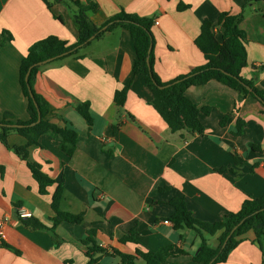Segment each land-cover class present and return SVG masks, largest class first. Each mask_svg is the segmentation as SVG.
Instances as JSON below:
<instances>
[{
  "label": "crops",
  "instance_id": "1",
  "mask_svg": "<svg viewBox=\"0 0 264 264\" xmlns=\"http://www.w3.org/2000/svg\"><path fill=\"white\" fill-rule=\"evenodd\" d=\"M49 2L0 0V42L4 31L13 36L0 48V121L6 113L16 120L29 119L20 67L31 45L49 36L69 45L78 40L74 12L61 2L50 11ZM94 2L98 9L88 15L99 27L122 11L154 21V67L165 83L206 64L195 44L205 20L217 22L222 13H242L240 28L247 34L249 65L241 75L264 91V0ZM181 5L185 9L180 10ZM54 16L62 17L63 23ZM214 30L220 39V27ZM79 55L83 56L41 66L34 85L50 104L47 120L79 134L72 157L49 135L41 137L40 146L29 148L30 160L56 181L50 195L39 194L27 164L0 141V220H6L0 230V264H87L80 241L92 227L98 228L99 245L110 252L134 254L137 245L122 244L120 239L135 229L143 250L174 246L187 252L163 264H199L193 257L201 239L193 230L174 228L169 219L175 209L170 202L183 198L195 218L214 223L238 212L248 197L264 196V107L253 97L243 98L223 83L210 81L185 93L199 108L211 109L209 115L199 116L205 134L174 133L154 109L153 93L144 77L133 72L136 53L128 30L105 33ZM126 87L129 92L121 109L114 97ZM83 103L90 106L92 127L77 112ZM229 113L226 126H221ZM239 119L245 122L244 132L235 136ZM8 143L11 148L23 147L27 140L11 134ZM251 144L260 150H253ZM234 154L244 164L237 165ZM58 184L64 185L61 211L84 218L81 224H59L56 239L47 229L26 227L19 210L52 226V193ZM219 236L204 235L214 249L220 246ZM262 245L263 249L249 231L221 264H264ZM108 263L120 264V259L104 257L103 264ZM136 264L145 262L138 258Z\"/></svg>",
  "mask_w": 264,
  "mask_h": 264
},
{
  "label": "trees",
  "instance_id": "2",
  "mask_svg": "<svg viewBox=\"0 0 264 264\" xmlns=\"http://www.w3.org/2000/svg\"><path fill=\"white\" fill-rule=\"evenodd\" d=\"M60 2L74 12V23L79 32L77 42L69 45L68 42L56 36H49L31 45L20 67V85L24 96L28 100L29 119L27 121L16 120L12 114L6 113L4 119L0 121L1 143L13 150L27 164L39 186V194L41 196L50 195V189L56 185V181L43 171L41 164L30 160L29 148L40 146L41 137L49 135L59 141L60 149L67 157H72L77 149L79 134L74 129L60 128L47 120V116L50 113V104L34 89L41 66H36L32 69L28 82L26 81V76L32 66L48 59L58 57L55 61H61L69 57H82L83 55H79L81 49L91 45L88 40L92 37L99 39L105 33L117 28H123L130 32L136 53L133 72L135 75L144 77L146 85L153 93L154 109L174 133L188 130L193 134H205L206 129L201 123L199 116L201 113L209 115L211 109L199 108L185 93L190 87L205 85L210 81L223 83L238 92L243 98L253 97L264 107V91L257 88L254 81L246 80L241 75L243 69L249 65L247 34L240 28L244 18L242 13L239 15H233L229 12L222 13L217 22L205 20L195 44L203 53L206 64L196 67L189 74L180 76L172 82L165 83L161 80L154 67L153 47L155 38L152 31L154 21L151 18H143L122 11L99 27L93 23L88 15L89 11L96 12L98 9V5L94 0H87L85 4L77 0H50L49 10L52 11L53 6ZM179 9L183 10L185 6L181 5ZM54 17L63 23L62 17ZM216 26L220 27L222 32L220 39L214 30ZM12 41L13 36L9 32L4 31L0 48ZM80 46L83 47L79 48ZM148 58L150 59L151 69L148 66ZM29 86L34 98L31 97ZM128 92L129 87H126L115 93V104L121 109L125 105ZM38 110L41 113V122L31 127L30 125L38 120ZM236 111H238L237 107H235ZM77 112L83 117L89 127L93 126L94 118L88 103L78 106ZM231 116L232 113L225 115L220 122L221 126H226ZM13 125L22 127H9ZM244 127L245 122L239 119L236 131L233 134L242 136ZM11 134L24 137L27 140V144L23 147L11 148L8 143V137ZM250 146L253 150H260L259 146L253 144ZM233 156L237 165L244 164L245 160L242 157L237 154ZM0 171L1 173L3 172L1 167ZM63 194L64 185L58 184L52 193L51 207L54 212V217L51 219L52 226L49 227L35 218H20V220L28 228L51 231L57 239L56 228L59 224L62 222L81 224L84 218L83 215H74L61 211L60 206ZM170 204L175 209V213L169 219L174 228L176 230H193L201 239L200 250L193 257L194 261L199 264H221L227 262L231 253L242 242V236L249 231L255 233L258 244L263 249L264 196L259 198L248 197L238 212L230 213L222 220L214 223L204 222L195 218L183 198H174ZM243 220L244 222L240 224ZM239 224L240 226L230 236L232 230ZM98 232V228L92 227L87 231L86 238L80 241L86 248L87 264H103L104 257H118L120 264H136L138 258L142 259L145 264H163L171 257L187 254L185 250L174 246L164 247L157 252L143 250L136 239L137 232L135 229H132L120 239L122 244L132 243L137 245L134 254L122 253L116 249H112L110 252L97 242ZM219 233L220 246L214 249L209 245L204 235L215 236Z\"/></svg>",
  "mask_w": 264,
  "mask_h": 264
},
{
  "label": "water",
  "instance_id": "3",
  "mask_svg": "<svg viewBox=\"0 0 264 264\" xmlns=\"http://www.w3.org/2000/svg\"><path fill=\"white\" fill-rule=\"evenodd\" d=\"M94 39H95V37H92V38H90V39L88 40V42H91V41H93ZM86 44H87V43H86ZM81 47H83V46H80L79 48H81ZM66 54H67V53H66ZM61 56H63V55H61ZM57 58H58V57L51 58V59H48V60H46V61H44V62H40V63H38V64L32 66V67L30 68V70H29L27 76H26V81H27V82L29 81V76H30L31 71H32V69H33L34 67H36V66H43V65L49 64V63L55 61ZM147 62H148V66H149V68L151 69L150 59H149V58H148ZM162 88H164V87H162ZM248 89H250V88L248 87ZM29 90H30L31 97L34 98V95H33V92L31 91L30 86H29ZM41 119H42V117H41V113H40V111L38 110V120H37V122L32 123L30 126H31V127L36 126L37 124H39V123L41 122ZM9 127L17 128V127H22V126H19V125H13V126H9ZM243 222H244V220H243L240 224H242ZM240 224L237 225V226L232 230L230 236H231V235L237 230V228L240 226ZM230 236H229V237H230ZM224 246H225V245H224Z\"/></svg>",
  "mask_w": 264,
  "mask_h": 264
},
{
  "label": "built area",
  "instance_id": "4",
  "mask_svg": "<svg viewBox=\"0 0 264 264\" xmlns=\"http://www.w3.org/2000/svg\"><path fill=\"white\" fill-rule=\"evenodd\" d=\"M155 24H158V23H155ZM19 215H20V218H25V219H28L29 217H31V214L24 209L19 210ZM5 223H6L5 219L0 220V230H2L4 228ZM164 223L167 225L170 224L169 221H164Z\"/></svg>",
  "mask_w": 264,
  "mask_h": 264
},
{
  "label": "rangeland",
  "instance_id": "5",
  "mask_svg": "<svg viewBox=\"0 0 264 264\" xmlns=\"http://www.w3.org/2000/svg\"><path fill=\"white\" fill-rule=\"evenodd\" d=\"M70 10H72V9H70ZM73 11V10H72ZM108 264H110V263H108Z\"/></svg>",
  "mask_w": 264,
  "mask_h": 264
}]
</instances>
